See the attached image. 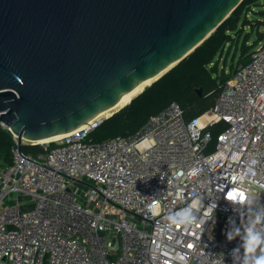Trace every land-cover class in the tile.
<instances>
[{
    "label": "built area",
    "instance_id": "obj_1",
    "mask_svg": "<svg viewBox=\"0 0 264 264\" xmlns=\"http://www.w3.org/2000/svg\"><path fill=\"white\" fill-rule=\"evenodd\" d=\"M249 58L190 119L172 102L101 142L89 135L106 118L92 119L35 155L12 133V163L0 166V264H233L240 238L226 232L246 215L232 201L264 206V45ZM188 205L197 220L169 231L168 215Z\"/></svg>",
    "mask_w": 264,
    "mask_h": 264
},
{
    "label": "water",
    "instance_id": "obj_2",
    "mask_svg": "<svg viewBox=\"0 0 264 264\" xmlns=\"http://www.w3.org/2000/svg\"><path fill=\"white\" fill-rule=\"evenodd\" d=\"M242 2L0 0V122L21 149L24 139L70 133L161 78Z\"/></svg>",
    "mask_w": 264,
    "mask_h": 264
},
{
    "label": "trees",
    "instance_id": "obj_3",
    "mask_svg": "<svg viewBox=\"0 0 264 264\" xmlns=\"http://www.w3.org/2000/svg\"><path fill=\"white\" fill-rule=\"evenodd\" d=\"M260 1L243 0L211 36L192 53L148 86L127 106L104 119L91 132L89 140L101 142L118 135L133 134L146 124L152 115L162 111L172 102H178L182 106L187 119L198 116L212 107L224 84L218 76L214 75L217 72V66L213 63L226 46L234 41L241 19ZM248 56L244 52L239 64ZM239 64L235 65L232 71ZM197 88H202L201 95L196 91ZM225 126V123L220 122L210 128L214 141ZM14 143L12 132L0 124V163L4 165L12 163L11 150ZM44 150L42 144L23 145V151L27 154L35 155Z\"/></svg>",
    "mask_w": 264,
    "mask_h": 264
},
{
    "label": "clouds",
    "instance_id": "obj_4",
    "mask_svg": "<svg viewBox=\"0 0 264 264\" xmlns=\"http://www.w3.org/2000/svg\"><path fill=\"white\" fill-rule=\"evenodd\" d=\"M191 127L189 125L190 129ZM232 202L234 205H239L238 210L246 215L245 223L240 226L232 223L226 232V238L229 241L236 237L240 238V245L231 252L233 264H264V206L249 207L244 196ZM197 207L198 205H188L169 214L168 230L171 231L173 226H187L194 223L197 220L195 214ZM214 208L215 204H210L206 209L210 210L212 215ZM249 212L253 214L251 217L247 215Z\"/></svg>",
    "mask_w": 264,
    "mask_h": 264
},
{
    "label": "rangeland",
    "instance_id": "obj_5",
    "mask_svg": "<svg viewBox=\"0 0 264 264\" xmlns=\"http://www.w3.org/2000/svg\"><path fill=\"white\" fill-rule=\"evenodd\" d=\"M263 45L264 0H261L258 5H255L248 11L247 15L241 19L238 24V29L235 32L234 41L228 44L223 53L216 58L213 65L217 66V72H215L214 75L230 74L233 69V64H239L244 52L250 55L252 51ZM127 219L130 223H141V220L135 216L127 215Z\"/></svg>",
    "mask_w": 264,
    "mask_h": 264
},
{
    "label": "bare ground",
    "instance_id": "obj_6",
    "mask_svg": "<svg viewBox=\"0 0 264 264\" xmlns=\"http://www.w3.org/2000/svg\"><path fill=\"white\" fill-rule=\"evenodd\" d=\"M160 76H161V74L158 75V76H156V77L150 78V79H148L146 81L140 82L131 91L124 93L121 96V98L119 99V101L117 102V104L115 106L110 107V108H107V109H104L103 111H101L100 113H98L93 119L108 118V117L112 116L113 114H115L116 112L120 111L122 108H124L125 106H127L137 95H139L140 93H142L145 90V88H147L155 80H157V78H159ZM84 125H86V124H84ZM84 125H82V126H84ZM68 134H70V133L58 134V135L49 137V138H47L45 140H42V141H34L33 143L34 144L47 145V144H50L52 142H56V141L61 140L62 138H64Z\"/></svg>",
    "mask_w": 264,
    "mask_h": 264
},
{
    "label": "crops",
    "instance_id": "obj_7",
    "mask_svg": "<svg viewBox=\"0 0 264 264\" xmlns=\"http://www.w3.org/2000/svg\"><path fill=\"white\" fill-rule=\"evenodd\" d=\"M0 166H4V164L0 163Z\"/></svg>",
    "mask_w": 264,
    "mask_h": 264
}]
</instances>
